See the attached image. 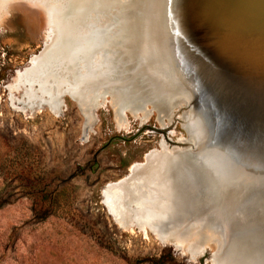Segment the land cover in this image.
I'll use <instances>...</instances> for the list:
<instances>
[{
	"label": "rangeland",
	"instance_id": "374dc122",
	"mask_svg": "<svg viewBox=\"0 0 264 264\" xmlns=\"http://www.w3.org/2000/svg\"><path fill=\"white\" fill-rule=\"evenodd\" d=\"M55 1L63 2L0 0V264H264V120L249 121L258 117L249 110L264 113V80L250 68L260 55L252 43L264 42V0L239 11L242 0H225L236 12L229 42L215 29L197 31L194 0L179 15L175 0H120L151 59L192 73L202 98L175 100L168 115L126 111L122 121L108 93L91 109L66 95L71 79L53 86L23 73L48 41ZM171 14L177 39L167 32ZM197 42L205 61L222 57L233 81L199 61ZM169 149L168 180L117 182L147 152ZM222 199L232 200L230 211Z\"/></svg>",
	"mask_w": 264,
	"mask_h": 264
},
{
	"label": "bare ground",
	"instance_id": "6f19581e",
	"mask_svg": "<svg viewBox=\"0 0 264 264\" xmlns=\"http://www.w3.org/2000/svg\"><path fill=\"white\" fill-rule=\"evenodd\" d=\"M175 1L178 5L177 15H179L182 8H184L182 4L187 3L189 0ZM218 1L216 7H213L211 10V8L208 7L209 0H199V2L194 0L195 5L197 4L195 12H193L195 26L199 33H207L208 29H215L224 35L223 37L227 38L226 41L229 42L232 41V39H236L232 33V30L235 28L232 19L234 18L233 14L236 12L228 10L229 5L225 3V0ZM242 1L243 3L241 4L243 6H240L238 11L245 7V2L248 0ZM201 2L205 3V11ZM119 3L120 0L55 1L51 8L50 34L48 41L46 40L44 42L39 54H35L31 58L30 65L24 67L23 73L31 76H39L45 80L49 79L53 86H57L59 83L71 79L69 87L66 89V95H69L72 100L75 98L79 106H82V104L88 106L89 104L91 109L93 108V102H95L97 106L101 102L98 101L100 96H105L108 93L112 98L111 105L115 110V117H117L119 121L124 119L126 111L133 114L142 113L144 118L145 116H149L152 110H157L164 115H168L172 112V108L176 102L175 100L183 102L185 96L187 98L186 101L188 102L197 99L202 101L200 87L192 83L194 79L192 73L183 69L184 67H180L178 63H176V67L174 65L165 66L168 64L166 61H154L151 59L153 51L148 48L144 40L138 38V33L137 35L134 34L132 24L130 23L131 16L126 15L127 13L124 12ZM163 5L165 4H162V6ZM160 7H158V9H160ZM170 16L171 22L167 32L177 39L174 29L176 17L173 14ZM249 18L250 17H248V19ZM179 30L181 29L179 28ZM263 32L264 30L262 29L260 32L261 37H263ZM181 36L184 37L185 35L182 34ZM252 44L257 48L260 55L257 57L254 56L255 65L250 67L252 68L251 73H257V75L264 80V42L255 40ZM204 53V46L197 42V57L199 58V61L204 62L207 69L222 81V78L229 81L234 80L235 72L228 68L226 62L221 56L214 55L212 58L214 60L208 62L203 59ZM214 54L217 53L214 51ZM111 55L114 57V60L109 57ZM112 65L115 75L118 77L116 81L109 80L111 77ZM198 68L201 69V67ZM260 70H262V73ZM122 75H124V77L128 76L127 80L132 81V84L123 82V79L121 78ZM199 76L201 77V75ZM198 82H200V80H198ZM82 85H85L87 89H84ZM96 88L99 89L93 91V89ZM77 93H80L85 101L79 99ZM254 94L256 97L260 95L259 93ZM202 104L206 105L205 102ZM148 105H150V107H148ZM191 108L193 116L197 115L198 113L196 109L193 107ZM249 113L258 117L249 119V115L245 114L243 118H248L250 122L252 121L251 124H263L264 113L258 112V110L254 109L249 110ZM164 115H161L160 118ZM243 118L242 116L237 117V119ZM250 131L251 128L249 127V133ZM258 137L254 135L250 136L249 134V139L252 138L257 141ZM221 138L222 137L218 134L215 144L221 141ZM262 142L264 143V138L262 139ZM263 150L264 147L260 146L259 151ZM244 151H247V149ZM157 152L154 150L147 152L144 156V160L134 163L129 170L128 176L117 182L124 180L127 181L138 174H146V178L157 177L159 180H166L167 177L163 174L167 172V168H169L168 165L172 163L171 159L173 155L171 154V151L170 153H167V151H162L161 153ZM242 153L246 154L247 152ZM233 159L236 160L234 157ZM247 159L249 161V158ZM169 178H167V180ZM117 182L113 184L117 185ZM109 185H111V183ZM139 190L142 189L140 188ZM145 197L146 196L144 195L143 199ZM219 204L223 205L224 210L226 211H230V208L233 206L232 200L229 199H222Z\"/></svg>",
	"mask_w": 264,
	"mask_h": 264
}]
</instances>
